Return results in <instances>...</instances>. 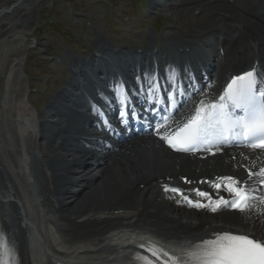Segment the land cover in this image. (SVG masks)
I'll list each match as a JSON object with an SVG mask.
<instances>
[{"label":"bare ground","instance_id":"1","mask_svg":"<svg viewBox=\"0 0 264 264\" xmlns=\"http://www.w3.org/2000/svg\"><path fill=\"white\" fill-rule=\"evenodd\" d=\"M30 1L23 0L18 3L12 9V15L19 9L22 15L29 12ZM151 2L154 11L158 7H165L168 11L171 28L163 38L162 49L190 48L195 45L192 38L200 37L211 23L217 26L215 33L209 35L203 45L208 47L210 53L205 59L199 58L193 67L199 73L194 83L199 94L185 92L186 107L178 113L175 124L184 117L194 115V108L200 100L217 97L228 76L254 68L253 65L258 62L256 70L264 78V0ZM11 12L5 11L1 13V17L11 15ZM26 14L23 17L28 16ZM28 24H3L0 39L5 36L12 37L14 27L24 29ZM148 35L138 37L137 43L129 47L127 53L136 50L135 46L138 44H145L144 52L159 60L160 54L155 53L151 44L153 35ZM217 41H222V44L219 43L218 46ZM92 45L98 53L106 56L115 50V47L104 40H93ZM177 55L190 61L196 58L192 53L186 52L175 54ZM157 59L151 58L153 62L148 70L142 64L135 65L134 69L130 64L116 66L126 77L129 91L133 92L135 87H148L151 73L152 76L154 73L158 74L161 83L168 81L166 72L157 64ZM250 59L253 61L248 65ZM71 61L74 68L85 64L76 59ZM90 64L93 65L94 62L91 61ZM137 70L142 71L139 78H136ZM100 73L89 76L84 71L79 74L72 72L66 86L41 112V136L39 142L33 141L32 144L38 143L42 148V141H46L48 154L42 159H33L29 173L23 161H20L21 156L16 157L13 149L7 151L9 155L4 152L3 156V152H0V225L15 241L20 264H31L26 254L29 252L27 242L30 234L38 241L34 251L31 250L37 263L42 251L44 256H49L45 250L53 257H58L59 261H75L81 264L80 262L89 260L97 263L99 260L93 259L112 248H116L112 252L122 250L119 244L116 247L110 246L118 240L111 241V238L106 237L110 232L122 228L144 226L145 228L135 229L160 234L166 243L186 250L184 253L197 243L222 232L247 234L251 238L264 241V215L260 214L264 205H259L257 210L245 214L226 209L215 213L208 209L189 211L179 200H169L162 194V189L158 188L168 183L167 180L181 185L180 179L184 177L198 182L200 179L213 180L214 176H232L250 184L253 189H258L255 193L264 194L259 178L253 177L249 180L248 177L249 170L256 172L264 167V153L221 148L217 149L215 155H208L207 158L176 155L164 147L158 135L134 137L126 142L115 143L119 139L117 123L111 121L112 132L99 133L92 117L94 114V119L96 118L94 106H100L103 93L102 86L96 84V81L103 80L112 84V80L107 77L99 78ZM77 77L87 79L90 82L88 87L76 82ZM206 79L212 84L207 89L201 83ZM117 83L115 80L113 86ZM73 91H82V94L87 92L93 101L91 108L85 106L84 110H80L84 102L76 95L70 97ZM21 92L18 88L15 94L20 95ZM115 101L116 97L110 95L105 106L111 110L110 104ZM106 107L103 106L107 109ZM7 156L10 160L5 158ZM10 165L15 171L11 170ZM34 211L45 224L58 229L64 242L77 235L81 236V233H85L81 236V241L88 236V239H94L82 242L85 245L80 249L61 251L53 245L51 236L46 231L38 230V225L33 221ZM37 222L41 223V220ZM41 237L46 241L45 246L40 243ZM154 250L168 260L169 257L180 258L184 255L177 256L152 243L145 244L144 252ZM164 253L168 255L165 256ZM108 258L111 256L101 257V260ZM110 264L129 263H118L114 260ZM132 264L137 262L133 261Z\"/></svg>","mask_w":264,"mask_h":264},{"label":"rangeland","instance_id":"2","mask_svg":"<svg viewBox=\"0 0 264 264\" xmlns=\"http://www.w3.org/2000/svg\"><path fill=\"white\" fill-rule=\"evenodd\" d=\"M21 1L23 0H0V35L3 24L14 26L23 22L28 24L30 21L29 26L24 29L14 27L12 37L0 39V105L4 101L7 105L11 100L6 113L0 116V136L6 138L8 148L3 151L7 155V151L13 149L16 157L23 155L22 158L26 159V147H40L38 143H32L41 135L37 119L39 113H31L22 103L31 92L28 88H38L37 95H30V102L39 111H43L64 87L67 77L65 73L68 72L71 57L76 55L86 58L88 54H92L93 40H104L105 43L125 50L135 44L140 36L150 32L156 39L153 41L154 45L155 42L162 45L163 37L169 33L171 24L166 8L158 7L154 11L153 6L151 7L152 0H31L28 3L30 11L23 13L28 16L23 17L20 9L12 15V9ZM5 11L11 12V15L1 17V13ZM213 24L203 34H213L217 30V26ZM29 38H36L37 49H34L36 44L28 41ZM58 58L64 65H58ZM25 71L34 78L40 77L41 81L34 80L28 84L29 87L27 79L25 84H20ZM18 88L22 89L21 96L15 94ZM16 112V117H13L12 114L15 115ZM31 114H35V117ZM19 119H28L29 122L22 125L19 124ZM13 130L15 131L12 132ZM42 144L47 150L48 145L45 142ZM5 158L10 160L9 156ZM12 168L14 169L13 166ZM52 237L56 238L55 235Z\"/></svg>","mask_w":264,"mask_h":264},{"label":"snow or ice","instance_id":"3","mask_svg":"<svg viewBox=\"0 0 264 264\" xmlns=\"http://www.w3.org/2000/svg\"><path fill=\"white\" fill-rule=\"evenodd\" d=\"M178 80L177 70L171 68L168 82L172 89H177ZM158 92L159 85L153 80L147 91L149 100ZM113 95L121 105L127 103L129 94L123 84L116 85ZM121 96L124 98L120 99ZM167 99L169 102L174 100L172 91H169ZM155 103H160L159 97ZM119 116L123 123L127 116L123 107L119 111ZM161 127H164L163 123L156 128L157 135L168 147L177 152L197 151L203 145L226 143L233 139L239 146L264 150V78L256 68L235 75L214 101L200 100L195 107L194 115L186 122L178 123L166 134L160 132ZM248 177L249 180L258 177L260 186L264 187V167L256 172L249 170ZM218 180L224 182L223 187L231 199L219 197L213 200L208 193L194 190L199 197L208 201L202 203L183 196L178 188L166 187L165 191L181 195L192 207L198 209L207 207L214 213L221 207L244 213L255 207L257 202L264 205V195H254L258 189H253L250 184H245L232 176L219 177ZM185 182L190 183L187 180ZM214 187L219 189L221 185L217 183ZM260 214L264 215V210ZM2 252L3 247L0 246V254ZM169 259L171 264H181V261L183 264H264V241L251 238L247 234L216 233L212 238L194 245L182 257ZM0 264L4 262L0 260Z\"/></svg>","mask_w":264,"mask_h":264}]
</instances>
